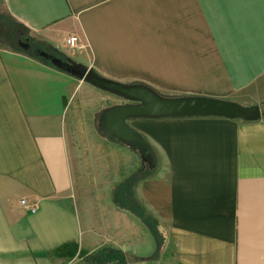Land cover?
Listing matches in <instances>:
<instances>
[{"label": "crops", "instance_id": "0c3cea01", "mask_svg": "<svg viewBox=\"0 0 264 264\" xmlns=\"http://www.w3.org/2000/svg\"><path fill=\"white\" fill-rule=\"evenodd\" d=\"M0 2L20 47L38 39L119 82L263 112L131 119L151 169L95 130L122 98L0 42V264H72L69 243L157 256L127 264H264V0Z\"/></svg>", "mask_w": 264, "mask_h": 264}, {"label": "water", "instance_id": "95a60500", "mask_svg": "<svg viewBox=\"0 0 264 264\" xmlns=\"http://www.w3.org/2000/svg\"><path fill=\"white\" fill-rule=\"evenodd\" d=\"M20 45L24 49L30 48L28 42L21 41ZM40 55L71 71L81 80L126 101L101 110L97 116V127L106 137L138 151L151 169L157 165V153L147 139L130 125L131 119L220 116L253 121L261 119L263 115L259 105H243L209 96H167L144 83H123L104 77L69 56L64 62L45 51L40 52Z\"/></svg>", "mask_w": 264, "mask_h": 264}, {"label": "trees", "instance_id": "16d2710c", "mask_svg": "<svg viewBox=\"0 0 264 264\" xmlns=\"http://www.w3.org/2000/svg\"><path fill=\"white\" fill-rule=\"evenodd\" d=\"M18 28H21L20 25L8 14V12L4 8L3 4L0 2V42L1 43L2 42L3 43H9L11 45H14L16 47L21 48L18 45V41L16 42V39L22 38L24 40L25 37L20 35V32H18ZM31 40H34L37 44H40V46H47L46 43H44L43 41L41 42L38 39H31ZM23 51L28 52L29 54L47 62V63H50V64L56 66L57 68H59L63 71H66V72L70 73L71 75L75 76L71 71H69V70H67L61 66H58V65L54 64L50 59H47V58L41 56L40 52L44 51L43 47H41L39 49L36 48L35 50L33 48H29L28 50L23 49ZM53 51L59 55H62L58 51H55V50H53ZM75 77H77V76H75ZM142 169L137 170L134 174H132L126 180V183L124 186L133 190L135 188V185L137 184V182L139 180ZM65 249L72 250V252H73L72 254H74V251L78 250V246L74 243L65 244L61 247V249H59V251L60 250L62 251ZM157 252H158V250H157ZM153 259H157V256L153 255L152 257L144 258V257L136 256L133 254L125 253L124 251H122L120 249H116V248H112V247H104V248L97 250L95 253H93L92 256H89L87 262L89 264H127V263L149 261V260H153Z\"/></svg>", "mask_w": 264, "mask_h": 264}, {"label": "rangeland", "instance_id": "374dc122", "mask_svg": "<svg viewBox=\"0 0 264 264\" xmlns=\"http://www.w3.org/2000/svg\"><path fill=\"white\" fill-rule=\"evenodd\" d=\"M98 90H100V89H98ZM123 101H124L123 99H119V100H117L115 102H119L120 103V102H123ZM124 103H125V101H124ZM263 103H262V105L264 107ZM263 110H264V108H263ZM94 124H95V130L98 131L96 118H95ZM131 164H132V162H131ZM95 252L96 251H94L93 253H95ZM64 253L68 254V256L71 257L70 261L72 262V264H78V263L83 262V261H85L87 263L88 257L93 255V253H87L85 251H79V250L74 251V254H72L73 252L70 249H65Z\"/></svg>", "mask_w": 264, "mask_h": 264}, {"label": "built area", "instance_id": "2783aa9c", "mask_svg": "<svg viewBox=\"0 0 264 264\" xmlns=\"http://www.w3.org/2000/svg\"><path fill=\"white\" fill-rule=\"evenodd\" d=\"M79 37L76 36V35H73V36H69L67 39H66V44L67 46L69 47V49H71L72 51H77L78 49L81 48L80 46V42H79ZM21 204L25 207H29L31 208L33 211H35V206L34 205H29L28 204V201L26 199H22L21 200Z\"/></svg>", "mask_w": 264, "mask_h": 264}, {"label": "flooded vegetation", "instance_id": "af4514ba", "mask_svg": "<svg viewBox=\"0 0 264 264\" xmlns=\"http://www.w3.org/2000/svg\"><path fill=\"white\" fill-rule=\"evenodd\" d=\"M25 41H27L29 44H30V48H33L34 50L36 49V48H41V47H43V49H44V51H46L47 53H49L50 55H52V56H56V57H59L60 59H62L64 62H67V59L63 56V55H59V54H57V53H55L54 51H53V49H51V48H49V47H47V46H40V44H37L34 40H31V39H28V40H25ZM34 41V42H33ZM125 101V100H124ZM126 102V101H125Z\"/></svg>", "mask_w": 264, "mask_h": 264}]
</instances>
